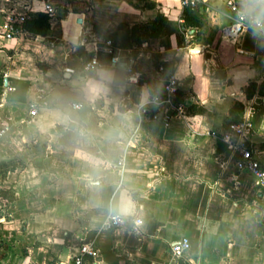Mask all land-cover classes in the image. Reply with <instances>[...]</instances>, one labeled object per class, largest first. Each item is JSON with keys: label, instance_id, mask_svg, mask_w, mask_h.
Instances as JSON below:
<instances>
[{"label": "crops", "instance_id": "0c3cea01", "mask_svg": "<svg viewBox=\"0 0 264 264\" xmlns=\"http://www.w3.org/2000/svg\"><path fill=\"white\" fill-rule=\"evenodd\" d=\"M45 1L0 0V127L10 126L0 140V264H264V186L238 169L234 147L208 134L251 120L264 162V44L227 37L235 13L226 0L194 10L180 0H52V20ZM45 14L43 33L23 22L7 38L11 18ZM107 40L132 59L139 83L128 81L126 60L83 69ZM172 73L186 115L141 116L144 97L165 94ZM120 184L141 234L132 223L107 226ZM184 239L190 248L176 257ZM84 245L97 257L82 256Z\"/></svg>", "mask_w": 264, "mask_h": 264}, {"label": "built area", "instance_id": "2783aa9c", "mask_svg": "<svg viewBox=\"0 0 264 264\" xmlns=\"http://www.w3.org/2000/svg\"><path fill=\"white\" fill-rule=\"evenodd\" d=\"M205 0H180L181 7L183 9H198ZM227 5L231 9L235 16L232 19V23L227 28V37L236 41L241 34V22L237 13L236 1L235 0H226ZM45 11L47 12L50 20L54 19L57 11H55L52 0L45 1ZM27 17L20 16L19 18H11L9 24L6 28L7 38H12L18 33H21L18 28L19 23L25 22ZM100 56H105L109 58L108 65L100 60ZM126 60L129 64L127 66L128 72V81L131 83H139L140 76L134 71L133 61L130 59L125 51L118 48L114 40H107L102 44H98L95 47V55L89 61H87L83 69L85 71H91L94 68H102L105 66H117ZM74 72L73 70H69ZM160 71H165V67L161 66ZM165 94L163 95H154L159 98L161 101L158 104H153L150 102L147 105H144L140 108V115L147 116L153 120H162L168 123L174 117H184L186 115V107L183 103L179 101V91H180V82L177 76L172 73L165 80ZM47 102L45 98L33 102L30 106V115L35 117L41 106L46 105ZM75 109H80L83 107L80 103L73 104ZM10 130L8 124H3L0 127V140L6 135ZM254 132V126L251 120H244L240 123L230 124L220 131H212L208 134L213 136L221 141L231 145L236 149L240 154V160L238 161L237 167L240 171H245L253 174L260 184L264 186V162L260 161L256 157L254 146L250 141ZM135 219V218H134ZM128 219L124 223H110L107 220V226L109 228H119L127 223H132L133 232L136 234H141V228H136L133 220ZM190 248V242L187 239H184L182 242L177 243L172 247V252L176 257H181L186 251ZM91 255L97 257V251H94L89 246L84 245L82 247V256ZM75 264H84L82 257H77L75 259Z\"/></svg>", "mask_w": 264, "mask_h": 264}, {"label": "clouds", "instance_id": "9594fccd", "mask_svg": "<svg viewBox=\"0 0 264 264\" xmlns=\"http://www.w3.org/2000/svg\"><path fill=\"white\" fill-rule=\"evenodd\" d=\"M236 8L241 22V34L249 35L257 46L264 44V0H236ZM92 91L96 94L98 90L93 88ZM149 98L153 104L161 102L158 97L152 96L151 92H149L144 97L145 104L149 102ZM88 163L94 169L101 166L105 168L111 167L110 163L101 160L90 159ZM85 181L91 189L101 188V181L95 175L86 176ZM106 212L110 223H124L129 218L136 217V203L122 184L114 187L113 196L106 206ZM133 223L136 228H141L144 221L140 218H135Z\"/></svg>", "mask_w": 264, "mask_h": 264}, {"label": "trees", "instance_id": "16d2710c", "mask_svg": "<svg viewBox=\"0 0 264 264\" xmlns=\"http://www.w3.org/2000/svg\"><path fill=\"white\" fill-rule=\"evenodd\" d=\"M191 10V9H189ZM194 10V9H192ZM48 24H49V21H48V16L45 14V15H42L40 16L39 18H31V19H28L25 21V24H24V27L27 28L29 31H39L41 33L44 32L45 29H47L48 27ZM37 29V30H35ZM120 45L124 48H128L132 45V42L131 43H120ZM3 83H2V80L0 78V98H1V95H2V87Z\"/></svg>", "mask_w": 264, "mask_h": 264}, {"label": "rangeland", "instance_id": "374dc122", "mask_svg": "<svg viewBox=\"0 0 264 264\" xmlns=\"http://www.w3.org/2000/svg\"><path fill=\"white\" fill-rule=\"evenodd\" d=\"M1 80H2V77H1ZM1 100V99H0Z\"/></svg>", "mask_w": 264, "mask_h": 264}]
</instances>
